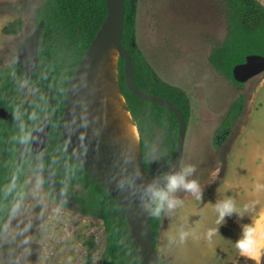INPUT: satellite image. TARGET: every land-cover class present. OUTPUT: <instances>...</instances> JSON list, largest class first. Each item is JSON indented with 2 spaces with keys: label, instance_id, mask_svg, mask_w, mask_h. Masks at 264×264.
<instances>
[{
  "label": "rangeland",
  "instance_id": "obj_1",
  "mask_svg": "<svg viewBox=\"0 0 264 264\" xmlns=\"http://www.w3.org/2000/svg\"><path fill=\"white\" fill-rule=\"evenodd\" d=\"M46 0H0V70L16 62V54L36 30L35 10ZM264 7V0H256ZM136 45L157 76L188 95L192 113L181 165H194L191 179L204 190L198 201L189 193L176 195L183 204L165 212L156 250L164 264H237L233 242L240 224L252 216L226 218L220 227L211 202L232 195L237 207L258 201V236L264 237V73L241 87L217 73L209 58L228 34L222 0H137ZM21 18L23 31L7 36L2 29ZM19 95L30 101L33 91L26 81ZM244 98V111L230 133L216 143L220 125L232 104ZM217 144V146H216ZM22 144L18 158L32 155L33 167L26 182L28 195L21 198L0 229V264H85L92 255L96 264L106 245L103 221L83 215L79 206L54 189V178L37 165L44 153L33 155ZM218 189V190H217ZM219 228L211 240L209 228ZM194 230L187 240L170 243L178 231ZM93 239V248L85 243Z\"/></svg>",
  "mask_w": 264,
  "mask_h": 264
},
{
  "label": "trees",
  "instance_id": "obj_2",
  "mask_svg": "<svg viewBox=\"0 0 264 264\" xmlns=\"http://www.w3.org/2000/svg\"><path fill=\"white\" fill-rule=\"evenodd\" d=\"M126 15L122 45L131 56L133 82L141 91L162 98L183 113L187 128L192 107L186 93L163 82L136 45V11L131 0H124ZM228 34L209 58L212 68L241 87L233 77L235 66L245 63L250 55L264 57V7L256 0H222ZM108 13L106 0H46L35 10L36 27L43 23L38 51V64L32 78L23 75L17 63L0 70V107L10 115L0 119V229L16 203L28 195L27 175L33 167L32 156L18 158L22 144L30 149V135L45 118H49V136L43 156L37 165L54 178V189L63 198L79 206L83 215L103 221L106 245L96 264H141L129 232L125 215L118 202L95 182L72 158L64 141L61 120L67 91L77 68L96 37ZM24 28L21 18L2 29L7 36H17ZM125 61L118 62V82L128 111L137 128L146 175L165 172L175 156L179 124L174 113L147 102L130 91L125 82ZM26 81L33 91L30 101L19 95ZM54 93L52 108L46 89ZM244 111V98L239 97L220 125L216 143L230 133ZM217 146V144H216ZM155 149V153H153ZM165 213L152 217L151 228L157 245ZM93 239L85 243L89 251ZM85 264H92V255Z\"/></svg>",
  "mask_w": 264,
  "mask_h": 264
},
{
  "label": "water",
  "instance_id": "obj_3",
  "mask_svg": "<svg viewBox=\"0 0 264 264\" xmlns=\"http://www.w3.org/2000/svg\"><path fill=\"white\" fill-rule=\"evenodd\" d=\"M108 13L105 21L99 29L92 44L87 50L85 56L81 60L77 71L69 84L67 98L64 105L61 129L65 141V145L72 158L79 166L100 186H102L120 205L127 224L129 232L134 244L135 250L140 258L141 264H164L159 257L156 245L154 243L155 233L151 228L152 216L145 212L138 199L141 190L130 180L116 175L111 170L102 166L83 146L77 128V113L79 101L93 70L99 64L109 47L114 43L119 51V58L125 61V82L130 91L137 97L147 102L160 105L168 111L175 114L178 124V141L174 159L170 166H180L183 154L184 143L187 133V125L183 113L175 105L167 100L149 95L139 90L133 82V64L131 56L122 45L121 39L124 30V22L126 15V5L124 0H106ZM137 0H131L132 11L135 10ZM43 23H40L34 33L30 35L20 46L16 54V63L21 69L23 75L32 78L37 64L38 51L42 39ZM42 46L45 45L43 40ZM264 73V57L260 55H250L246 58L245 63L237 65L233 69V77L237 83L244 84L252 78ZM117 82H118V64H117ZM118 88L120 95L124 101L125 109L131 116L125 103V99L121 93L119 82ZM46 95L51 107H54V93L50 89H46ZM10 115L0 107V119L9 120ZM132 119V117H131ZM133 122V120H132ZM134 124V122H133ZM135 126V124H134ZM136 127V126H135ZM137 129V128H136ZM49 136V118L45 117L39 126L30 135V151L33 155L44 153ZM139 136V135H138ZM139 152L142 162L143 160L140 149ZM170 166L165 171L171 170ZM162 171H158L152 176L159 175Z\"/></svg>",
  "mask_w": 264,
  "mask_h": 264
},
{
  "label": "bare ground",
  "instance_id": "obj_4",
  "mask_svg": "<svg viewBox=\"0 0 264 264\" xmlns=\"http://www.w3.org/2000/svg\"><path fill=\"white\" fill-rule=\"evenodd\" d=\"M118 58L113 43L85 84L77 113L78 134L84 148L102 166L142 191L159 175L148 178L143 172L138 132L118 88Z\"/></svg>",
  "mask_w": 264,
  "mask_h": 264
},
{
  "label": "clouds",
  "instance_id": "obj_5",
  "mask_svg": "<svg viewBox=\"0 0 264 264\" xmlns=\"http://www.w3.org/2000/svg\"><path fill=\"white\" fill-rule=\"evenodd\" d=\"M155 153V149H153ZM171 170L162 172L158 179H153L143 186V190L139 193L138 199L142 208L152 217H159L162 213L170 212L183 204V201L176 195L177 192L183 191L191 194L196 200H203L204 190L199 182L191 179L196 171L194 165L170 166ZM254 188L257 192L264 190V184L256 183ZM218 190V189H217ZM217 219L216 224L224 225L226 218L234 215L238 218L237 222L244 218L245 214L253 217L251 222L240 224V233L233 245L242 257H252L257 255L260 241L258 239V223L255 219L259 215L256 204L258 201L245 203L242 207H237L236 199L232 195H224L223 198L216 199L211 202ZM209 228L205 233V238H211L219 233V228ZM194 230L185 231L181 228L175 239L169 238L170 243L179 242L183 244Z\"/></svg>",
  "mask_w": 264,
  "mask_h": 264
},
{
  "label": "crops",
  "instance_id": "obj_6",
  "mask_svg": "<svg viewBox=\"0 0 264 264\" xmlns=\"http://www.w3.org/2000/svg\"><path fill=\"white\" fill-rule=\"evenodd\" d=\"M258 239L260 241V246L257 255L252 257H242L239 254L237 264H264V237L258 236Z\"/></svg>",
  "mask_w": 264,
  "mask_h": 264
},
{
  "label": "flooded vegetation",
  "instance_id": "obj_7",
  "mask_svg": "<svg viewBox=\"0 0 264 264\" xmlns=\"http://www.w3.org/2000/svg\"><path fill=\"white\" fill-rule=\"evenodd\" d=\"M2 108V107H1ZM26 147H28V146H26ZM32 154V153H31ZM30 156H32V155H30Z\"/></svg>",
  "mask_w": 264,
  "mask_h": 264
}]
</instances>
